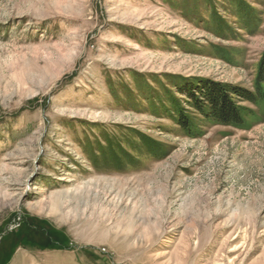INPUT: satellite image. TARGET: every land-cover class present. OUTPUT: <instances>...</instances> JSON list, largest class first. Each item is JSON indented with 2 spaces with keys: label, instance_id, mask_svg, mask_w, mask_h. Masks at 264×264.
Returning <instances> with one entry per match:
<instances>
[{
  "label": "rangeland",
  "instance_id": "1",
  "mask_svg": "<svg viewBox=\"0 0 264 264\" xmlns=\"http://www.w3.org/2000/svg\"><path fill=\"white\" fill-rule=\"evenodd\" d=\"M263 57L264 0H0V264H264V99L179 91Z\"/></svg>",
  "mask_w": 264,
  "mask_h": 264
},
{
  "label": "trees",
  "instance_id": "2",
  "mask_svg": "<svg viewBox=\"0 0 264 264\" xmlns=\"http://www.w3.org/2000/svg\"><path fill=\"white\" fill-rule=\"evenodd\" d=\"M258 70L257 91L251 92L241 87L220 85L214 83H200V86H182L179 91L185 95L190 104L199 111L206 119L217 122L221 125L240 126L244 122L241 110L235 100H242L254 104V102L264 99L261 86L264 85V57L261 60ZM189 120L181 118L180 125L188 127Z\"/></svg>",
  "mask_w": 264,
  "mask_h": 264
}]
</instances>
